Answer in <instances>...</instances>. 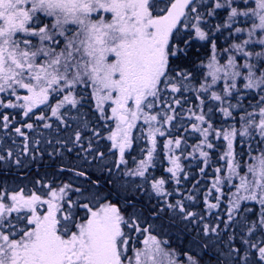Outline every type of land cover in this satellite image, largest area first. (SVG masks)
I'll return each instance as SVG.
<instances>
[{
  "label": "snow or ice",
  "instance_id": "obj_1",
  "mask_svg": "<svg viewBox=\"0 0 264 264\" xmlns=\"http://www.w3.org/2000/svg\"><path fill=\"white\" fill-rule=\"evenodd\" d=\"M0 264H264V0H0Z\"/></svg>",
  "mask_w": 264,
  "mask_h": 264
}]
</instances>
